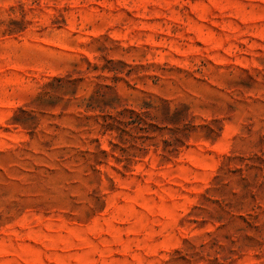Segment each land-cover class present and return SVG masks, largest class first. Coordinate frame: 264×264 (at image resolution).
Wrapping results in <instances>:
<instances>
[{
    "label": "rangeland",
    "instance_id": "rangeland-1",
    "mask_svg": "<svg viewBox=\"0 0 264 264\" xmlns=\"http://www.w3.org/2000/svg\"><path fill=\"white\" fill-rule=\"evenodd\" d=\"M0 264H264V0H0Z\"/></svg>",
    "mask_w": 264,
    "mask_h": 264
}]
</instances>
